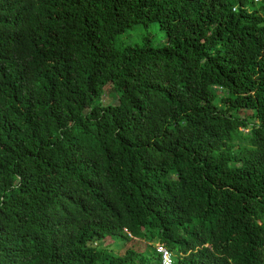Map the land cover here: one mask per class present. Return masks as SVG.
I'll return each instance as SVG.
<instances>
[{"label": "trees", "instance_id": "trees-1", "mask_svg": "<svg viewBox=\"0 0 264 264\" xmlns=\"http://www.w3.org/2000/svg\"><path fill=\"white\" fill-rule=\"evenodd\" d=\"M155 243L264 264V0H0V264Z\"/></svg>", "mask_w": 264, "mask_h": 264}, {"label": "rangeland", "instance_id": "rangeland-1", "mask_svg": "<svg viewBox=\"0 0 264 264\" xmlns=\"http://www.w3.org/2000/svg\"><path fill=\"white\" fill-rule=\"evenodd\" d=\"M254 3L258 2L259 0L255 1ZM258 4H255L254 7H258ZM148 35L149 43L156 47L163 42H165V34L164 32L158 27L156 22H147L146 24H136L132 27L126 28L124 31L119 33L115 39V46H119L121 44L132 43L139 41L142 37ZM111 243V240H110ZM141 247V245H140Z\"/></svg>", "mask_w": 264, "mask_h": 264}, {"label": "built area", "instance_id": "built-area-1", "mask_svg": "<svg viewBox=\"0 0 264 264\" xmlns=\"http://www.w3.org/2000/svg\"><path fill=\"white\" fill-rule=\"evenodd\" d=\"M156 251L160 254V264H172L171 256L167 249L158 245Z\"/></svg>", "mask_w": 264, "mask_h": 264}, {"label": "clouds", "instance_id": "clouds-1", "mask_svg": "<svg viewBox=\"0 0 264 264\" xmlns=\"http://www.w3.org/2000/svg\"><path fill=\"white\" fill-rule=\"evenodd\" d=\"M158 245H161V244H156L155 243V248L158 246ZM162 247H164L163 245H161ZM165 249H167L166 247H164ZM170 253V252H169ZM160 255V254H159ZM170 256H171V260H172V264H173V257H172V255H171V253H170ZM159 264H160V257H159Z\"/></svg>", "mask_w": 264, "mask_h": 264}]
</instances>
